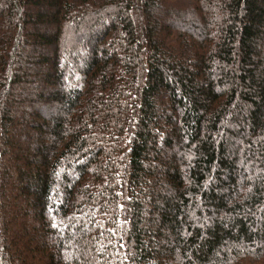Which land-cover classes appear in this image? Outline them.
Instances as JSON below:
<instances>
[{
    "label": "trees",
    "instance_id": "obj_1",
    "mask_svg": "<svg viewBox=\"0 0 264 264\" xmlns=\"http://www.w3.org/2000/svg\"><path fill=\"white\" fill-rule=\"evenodd\" d=\"M0 264H264V0H0Z\"/></svg>",
    "mask_w": 264,
    "mask_h": 264
}]
</instances>
